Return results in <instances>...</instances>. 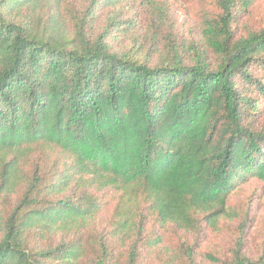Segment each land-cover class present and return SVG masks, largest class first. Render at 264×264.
<instances>
[{"label": "trees", "instance_id": "trees-1", "mask_svg": "<svg viewBox=\"0 0 264 264\" xmlns=\"http://www.w3.org/2000/svg\"><path fill=\"white\" fill-rule=\"evenodd\" d=\"M261 1L190 0L178 37L170 0H0V264H137L158 231L243 232L231 198L253 182L264 205ZM240 246L207 259L264 264Z\"/></svg>", "mask_w": 264, "mask_h": 264}, {"label": "rangeland", "instance_id": "rangeland-1", "mask_svg": "<svg viewBox=\"0 0 264 264\" xmlns=\"http://www.w3.org/2000/svg\"><path fill=\"white\" fill-rule=\"evenodd\" d=\"M172 8V32L176 36H188L194 26L190 0H170ZM264 23V0L258 4L250 24ZM260 186L253 182L231 198L233 207H245L249 221L241 233L240 221H221L219 228L203 226L197 235L184 234L173 228L158 231L162 244L159 246H139L137 264H210L207 259L230 256L238 246L243 255L252 260L264 259V205ZM242 234V235H241ZM156 236V233L153 235ZM240 237V243L236 238ZM191 248L192 255L187 250ZM123 252V251H121ZM210 262V263H209Z\"/></svg>", "mask_w": 264, "mask_h": 264}]
</instances>
